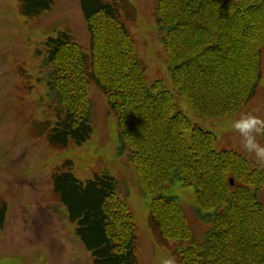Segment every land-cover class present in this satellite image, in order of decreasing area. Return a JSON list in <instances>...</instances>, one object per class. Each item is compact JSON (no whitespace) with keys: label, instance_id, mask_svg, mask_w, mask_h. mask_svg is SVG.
<instances>
[{"label":"trees","instance_id":"16d2710c","mask_svg":"<svg viewBox=\"0 0 264 264\" xmlns=\"http://www.w3.org/2000/svg\"><path fill=\"white\" fill-rule=\"evenodd\" d=\"M90 40L88 52L68 31L44 43L51 94L59 109L47 141L56 150L82 145L93 134L89 82L104 94L119 130L118 155L133 163L147 195L155 241L171 246L177 264H264V163L253 166L235 149L218 150L211 131L191 124L163 80L148 82L125 21L128 0H78ZM28 20L52 10L53 0H18ZM174 85L205 120L238 114L255 96L262 74L264 0H156ZM190 131V139L185 135ZM264 148V123L259 129ZM65 160L51 175L54 198L75 224L92 264H139L135 219L118 181L97 172L85 181ZM180 180L196 193L195 216L206 225L193 236L183 206L164 195ZM231 181L233 183H231ZM7 203L0 201V229Z\"/></svg>","mask_w":264,"mask_h":264},{"label":"rangeland","instance_id":"374dc122","mask_svg":"<svg viewBox=\"0 0 264 264\" xmlns=\"http://www.w3.org/2000/svg\"><path fill=\"white\" fill-rule=\"evenodd\" d=\"M128 1L135 8L136 18L125 24L135 40L148 82L163 80L178 110L191 124L216 135L218 150L235 149L253 166L263 164L245 142L247 135L262 148L259 129L264 123V51L262 77L251 102L238 114L205 120L174 85L164 34L156 19V0ZM53 4L51 11L28 20L20 13L18 0H0V201L7 203L5 226L0 229V264H92L90 254L76 238L75 224L55 200L51 187V175L65 160L72 161L73 174L80 180L106 171L118 181L123 193L128 192L126 202L135 219L139 264L175 260L171 246H188L191 240L170 241L169 247L155 241L148 219L152 198L139 183L133 163L126 155H118L116 119L96 83L90 81L88 88L93 106L91 137L82 145L72 142L61 150L47 141L59 109L48 85L50 67L43 62L45 40L58 31H69L86 52L90 43L78 0H53ZM241 129L250 130L246 133ZM185 136L190 139V131ZM163 194L175 197L183 206L193 236L202 240L206 225L194 213L195 188L178 180L168 184ZM259 201L264 206V188Z\"/></svg>","mask_w":264,"mask_h":264},{"label":"clouds","instance_id":"9594fccd","mask_svg":"<svg viewBox=\"0 0 264 264\" xmlns=\"http://www.w3.org/2000/svg\"><path fill=\"white\" fill-rule=\"evenodd\" d=\"M252 119H255V118H252ZM236 127L237 128L240 127L239 123L236 125ZM241 130L247 133V131H249L250 129H241ZM245 147L249 151H255V154H256L258 159L264 160V148H259V147L255 146L252 138L248 137L247 135H246ZM164 264H175V260L174 259L166 260L164 262Z\"/></svg>","mask_w":264,"mask_h":264},{"label":"water","instance_id":"95a60500","mask_svg":"<svg viewBox=\"0 0 264 264\" xmlns=\"http://www.w3.org/2000/svg\"><path fill=\"white\" fill-rule=\"evenodd\" d=\"M231 183H233V182L231 181Z\"/></svg>","mask_w":264,"mask_h":264}]
</instances>
